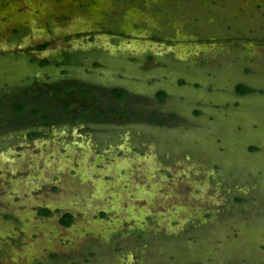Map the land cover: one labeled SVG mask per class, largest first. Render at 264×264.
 <instances>
[{
    "label": "rangeland",
    "instance_id": "obj_1",
    "mask_svg": "<svg viewBox=\"0 0 264 264\" xmlns=\"http://www.w3.org/2000/svg\"><path fill=\"white\" fill-rule=\"evenodd\" d=\"M0 264H264V0H0Z\"/></svg>",
    "mask_w": 264,
    "mask_h": 264
},
{
    "label": "trees",
    "instance_id": "obj_2",
    "mask_svg": "<svg viewBox=\"0 0 264 264\" xmlns=\"http://www.w3.org/2000/svg\"><path fill=\"white\" fill-rule=\"evenodd\" d=\"M46 46H47V44L44 43V44L39 45L37 49L38 50H43V49L46 48ZM64 55L67 56V52L64 53ZM64 55H62V56L64 57ZM68 59H69V57H68ZM41 63L43 65H46L48 63V61L47 60H42ZM71 84L75 85L74 82L73 83L71 82ZM69 86H70V84H69ZM51 91H52L51 92L52 93L51 97L49 96L46 99L43 98V100L41 102L44 103L45 105H48V104L52 105V103L56 102L58 97L63 96V99H66V100L63 102L64 105H65V108L63 106L62 110L65 109L64 111L66 113H68V115L70 114V117H71L73 115V110H69L67 108H68L69 105H71L73 103V95H70V93H68V92L62 93L60 90L56 89V86H54V85L52 86V90ZM79 91H81V94H82L81 97L83 98V100H85L88 96L91 95L90 91L86 95L83 94L84 89H82V88H79ZM238 92H239V94H249V93L253 92V88H251L249 86H244ZM111 93H112L113 97L116 98L119 101L125 99V97L128 95L126 90L121 89V88H115L114 90H112ZM24 100H25L24 98H20L19 100L16 101V105H15V107H13V112L15 113V115L20 116L26 110L29 111L27 107L24 108L25 107L24 104H22V103L18 104V103H20L21 101H24ZM54 104L56 105V103H54ZM30 109H31V112L33 113L34 116L35 115H37V116L39 115L38 118L35 117V119H38V120L40 119L39 122L41 123V125H48V124H50V122L57 123L60 120V118L53 117L52 115L51 116H47V114H45V112H42V108H41L40 105H38V107H35V108L33 107V108H30ZM101 118L104 119L103 117L95 118V119L100 120ZM84 119H86V118H82L80 116H76L74 118V123L75 124H79L80 121H82ZM35 134H36V132L32 131L29 135L33 136ZM43 210L45 212L44 215H49L50 212H51L47 208H43ZM73 219H74L73 214H71L70 212H66L60 217V223L62 225H64V226H68V225H70L72 223Z\"/></svg>",
    "mask_w": 264,
    "mask_h": 264
},
{
    "label": "flooded vegetation",
    "instance_id": "obj_3",
    "mask_svg": "<svg viewBox=\"0 0 264 264\" xmlns=\"http://www.w3.org/2000/svg\"><path fill=\"white\" fill-rule=\"evenodd\" d=\"M64 58V57H63ZM63 58H61V60L63 59ZM64 60L65 61H67L68 60V56H65V58H64ZM61 63V62H60ZM63 63V62H62ZM47 65V64H46ZM67 74V72H65V74L64 75H66ZM74 83H75V87H76V89L77 90H75L74 92H72V95H73V99H75V100H79L80 101V103H82V102H84L83 101V98L82 97H77V95H75L76 94V92H78V90H79V88H82V89H87V90H91V89H94V90H96L98 93H97V96H98V94H100V90L102 91V92H105V89H107V86H102V87H96V86H94L92 83H84V82H76V80L75 79H73L72 80ZM69 81L67 80V78H60V81L59 82H57V81H55V82H53V83H50V84H48V83H45V84H47L46 86H48V88H49V90H50V92H52L51 90H52V86L54 85V86H56V89H58V90H60L62 93H66V92H68V93H71V91H70V89L69 88H67L66 87V85L68 84V86H69V84L70 83H68ZM78 86H77V85ZM80 86V87H79ZM79 87V88H78ZM115 88H121V89H124V87L123 86H121V85H117V87H112L111 89H110V92H112V90H114ZM124 90H126V89H124ZM126 92L128 93V95H129V92L126 90ZM44 91H43V93L42 94H40V99H36V103H37V105H40L41 106V108H42V112H45V114H47V116H53V117H56V118H60L61 119V113H64L63 112V110H62V107H63V102L66 100V99H63V96H60V97H58L57 98V100H56V102H54V103H56V105L54 104V103H52V105L50 104H48V105H45L44 103H42L41 101L43 100V98L44 99H46L47 97H51V95H52V93L49 95V94H44ZM127 95V96H128ZM44 96V97H43ZM126 96V97H127ZM89 97V96H88ZM96 97V96H95ZM29 97L28 96H25V100L26 99H28ZM93 98V97H92ZM96 99H97V97H96ZM17 101V100H16ZM16 101L14 102V103H16ZM44 102V101H43ZM14 105V104H13ZM96 111H101V114H100V116L101 117H103L104 118V115H105V110H102V109H99V108H91L90 107V109H88V111H79L78 110V112H76V110H73V115H72V117L73 118H75L76 116H80V117H82V118H86V119H84V120H82V121H80V123H79V127H81L80 125H82L83 123H84V121H86V122H92V121H94L95 120V116H94V114H95V112ZM84 112V113H83ZM70 115V114H69ZM16 116H18V115H16ZM60 121V120H59ZM58 121V122H59ZM55 123H53V122H50V124H48V125H41V123L39 122V124H37V125H39L40 126V128L41 129H46V128H49L51 131H53L54 130V128H52V127H50L49 125H54ZM34 132H37L36 130H33Z\"/></svg>",
    "mask_w": 264,
    "mask_h": 264
},
{
    "label": "water",
    "instance_id": "obj_4",
    "mask_svg": "<svg viewBox=\"0 0 264 264\" xmlns=\"http://www.w3.org/2000/svg\"><path fill=\"white\" fill-rule=\"evenodd\" d=\"M121 165H123V164H121Z\"/></svg>",
    "mask_w": 264,
    "mask_h": 264
}]
</instances>
